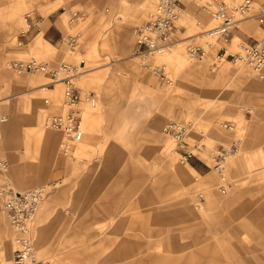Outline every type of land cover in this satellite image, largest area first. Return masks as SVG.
Masks as SVG:
<instances>
[{
	"label": "rangeland",
	"instance_id": "1",
	"mask_svg": "<svg viewBox=\"0 0 264 264\" xmlns=\"http://www.w3.org/2000/svg\"><path fill=\"white\" fill-rule=\"evenodd\" d=\"M227 1L232 3L233 0ZM153 8L154 0H0V69L8 71L12 77L19 78L21 74L15 73L11 67L15 59H36L55 64H77L80 59H84L83 72L74 78L75 84L82 91L83 100L79 106L82 118L81 133L75 141V150L71 155L79 158L80 150L86 152L93 148L91 142L94 139L90 138L94 134L89 133L90 128L97 125L101 138L105 141L111 140L127 151L128 164L136 172L134 180H146L145 182L151 183L153 204H158L153 205V210L176 208L178 199L188 197L191 199L192 210L206 214L208 209L199 201V196L207 202L212 199L215 203L222 198L218 191V186L222 183L221 175L214 169L212 159V153L218 147H237L236 153L229 155L223 164V175L229 187L239 182L264 184V88L250 94V84L253 85L251 81L263 80L264 67L256 71L245 63L234 61L232 56L223 60L215 71L210 67L221 47L225 48L227 53H238L243 42H263L264 30L256 20L244 19L237 23L229 41L224 42L211 35L212 28L218 22L212 18L209 11L201 7L197 0H185L184 10L176 22L174 42L163 53L156 54L145 62L132 54L134 30L148 17ZM77 11L84 15L80 14L81 17L71 21L72 13ZM27 13H33L40 19L39 30L32 34L33 48L17 44V35L25 26ZM57 17L60 19L61 34L58 37V45L57 37L52 38V45L44 36L42 27L44 21L49 23L48 19ZM249 22L250 26H247ZM66 34L78 35V43L73 51L62 40V35ZM100 42L103 44V50H106V46L112 51L129 46V52L126 56L113 54L114 58L111 60L101 59L98 54L93 55ZM189 45L203 46L205 55L199 59L192 58L187 51ZM149 63L153 66H163L169 82L161 80L151 68L145 67V64ZM100 67L105 69L99 70ZM92 71H98L100 74L90 73ZM25 74L41 77L44 75L35 72L22 75ZM92 74L95 75L94 78L90 76ZM43 80L48 82L47 79ZM52 86L59 89L57 108L44 112L37 134L26 136L25 151L29 157H35L36 150H41L43 137L50 141L48 136H42L45 133H56L57 143L61 137L55 130L46 126L49 116L63 114L66 110L63 104L64 85L55 83ZM89 92H94L96 96L94 106L84 99L85 94ZM254 94L259 96L261 103L256 101ZM251 95L254 98L248 97ZM119 103L127 109H111ZM95 115H98V120H93L97 121L96 124L92 122L87 126L91 121L89 119ZM169 119L192 121L198 129L204 131V138L200 137V142L205 143L206 149L201 157L211 166V176L199 178L200 184L194 190H177L175 182L177 176H180L175 173L163 174V166L169 167L168 172L176 166L188 167V164L180 162L175 141L162 133V126ZM225 120L234 123L233 130L222 127L221 124ZM151 122H156L158 129L154 130L158 132L153 131L155 136L147 139L142 132L144 126L151 127ZM225 135L230 138L224 139ZM37 137L40 138L38 145ZM188 141L190 144L194 143L192 137ZM147 147L153 151L151 158L143 157ZM143 168H149L151 173L143 176L140 172ZM7 174L6 170L0 169L3 185L18 190L8 180ZM207 180L211 182L208 184ZM53 181L57 182L59 188V180ZM57 188L52 189L49 197L39 205L31 224V235L35 239L38 257L47 259L52 264H118L110 253L113 248L111 240L95 235L97 226L82 232H93L91 237H67V229H73L74 223H67V218L60 216V212L67 214V208L61 207L63 204L60 202L61 196L57 194ZM253 193H257L256 198H264V189L253 190ZM156 198L161 199L160 205ZM236 207L230 205L231 209ZM210 209H216L217 212L219 207L211 206ZM247 212L248 208L245 213ZM263 219L264 217L259 218L260 221ZM242 222L248 224L246 214L242 215L237 224ZM240 237V242L233 240L235 245L232 246L231 254L217 253L212 255L215 261L211 262H202L203 257H209L208 254H198L197 248L195 253L193 247L184 245L191 242L190 234L188 237L178 238L180 246L177 247L171 245L176 244L175 239L168 237L165 244L164 239L155 241L153 238L149 250L152 255L150 264H264V252H251L253 248L250 245L253 242L247 237V232ZM11 238L12 231L0 210V264H12ZM259 243L256 249L264 251V245Z\"/></svg>",
	"mask_w": 264,
	"mask_h": 264
},
{
	"label": "crops",
	"instance_id": "2",
	"mask_svg": "<svg viewBox=\"0 0 264 264\" xmlns=\"http://www.w3.org/2000/svg\"><path fill=\"white\" fill-rule=\"evenodd\" d=\"M256 2L260 3L264 0H256ZM184 7L185 1L183 2L182 12ZM203 18L205 21L207 20L205 17ZM48 20L49 23L44 21L42 32L48 38V42H51L53 37H57L56 45H58V37L61 34L59 29L60 19L57 17ZM247 26H250V22L247 23ZM176 28L175 23L174 39ZM261 28L263 29V27ZM32 41L33 35L28 38L27 43L24 45L33 48ZM245 43L250 42L246 41L241 44ZM51 44L53 45L52 42ZM102 45V42L98 44L93 55L98 54L99 58L104 60H111L112 55L116 53L126 56L129 52V46L112 51L107 46L106 50H103ZM49 64L52 66L58 65L55 63ZM105 67H100L99 70H103ZM98 74L100 73L97 71L95 75ZM95 75L90 76L94 78ZM43 79H47L48 82ZM50 83L51 78L47 75L41 77L39 75L21 74L19 78H16L10 76L8 71L0 69V115L7 117V120L0 125V161L6 162V167L0 169L7 171L8 180L18 189L15 190L17 192L50 184L56 185L53 188L55 190L57 182L53 180H59L61 184L57 188V194L61 196L60 202L63 204L61 207L67 208V214L60 212V216H65L67 223H74L73 229H67V237H91L95 233L96 236L110 239L113 245L110 253L118 264H137L138 261L150 264L152 255L149 250L153 238L155 241L156 239H164L165 244H167L168 237L175 239L176 244L172 243L171 245L177 247L180 246L177 241L178 238L188 237L189 234L191 242H186L184 245L193 247L195 253L197 248L198 254L209 255V257H203L202 262L215 261L212 255L217 253L231 254L232 246L235 245L233 240H239L240 242V236H243L244 232H247V237L253 242L250 245L253 248L251 252H264L256 249L257 243L260 242L261 246L264 245V219L259 220L260 217H264V198H256L257 193H253V190L264 189V184L252 185L241 182L236 183V185L235 183L231 184L227 193L222 194V198H219V200L217 199L218 203H215L212 199L207 202L202 198L199 201L207 207L208 213L206 214H199L192 210L190 208L191 199L188 197L178 199L175 205L176 208L153 210V205L158 204L157 202L153 204L151 183L145 182L146 180H134L136 172L128 164L127 151L120 148L119 144L101 138L97 125H93L89 133L94 134L90 138V140L94 139L91 142L93 148L86 152L80 150L79 158L73 155H70L71 157L64 156L60 153L59 142L64 135L58 131L56 132L61 135L58 143V135L54 132H47L42 136H48L50 141L48 142L43 137L41 150H36L35 157L34 155L29 157L25 151L26 136L32 133L37 134L44 112L57 108L59 89H55L52 86L54 84ZM262 87L264 85L259 86L256 90H260ZM256 90H253L250 84V94H253L252 92ZM53 91L56 92L53 93ZM92 93L94 94V92ZM248 97L254 98L253 95ZM111 109L123 110L127 107L119 103ZM79 110L81 115L80 107ZM89 120L91 121L87 126L92 122L96 124L97 121L93 120H98V115ZM169 120L187 122L178 119ZM225 121L233 123L229 120ZM194 125L195 129L189 138L192 137L194 142L201 141L198 131L201 130L203 136L204 131L201 128L198 129L196 123ZM157 126L156 122H151V127L144 126L142 132L144 137L147 139L153 138L155 136L153 131H156L154 129ZM229 138L230 136L225 135L224 139L228 140ZM39 142L40 138L37 137L36 145ZM203 144V149L197 151L186 163L188 167L176 166L171 168L169 172V167H161L164 170L163 174L171 175L175 173L180 176H177L175 182L177 190H194L200 184L199 178L210 175L211 166L201 157L206 149L205 143ZM75 146L76 144L73 146L72 153ZM56 147L58 153H56ZM151 148H145L143 157H152L153 151ZM140 172L143 173V176L151 173L149 168H143ZM185 172L187 173L183 178ZM210 182L207 180L208 184ZM2 186L3 183L0 180V189ZM53 190L51 189L45 198L49 197ZM157 201L160 202L159 205L162 203L161 199H157ZM2 203L3 199L0 197V210L5 216ZM217 205L219 207L217 212L216 209H210L211 206ZM230 205L237 207L231 209ZM59 208L57 207V209ZM246 208H248L247 213H245ZM243 214L247 215L248 224L246 222L237 224ZM96 226L98 228L94 230V233H82ZM13 238L14 232L12 231V257L14 250Z\"/></svg>",
	"mask_w": 264,
	"mask_h": 264
},
{
	"label": "built area",
	"instance_id": "3",
	"mask_svg": "<svg viewBox=\"0 0 264 264\" xmlns=\"http://www.w3.org/2000/svg\"><path fill=\"white\" fill-rule=\"evenodd\" d=\"M185 0H154V8L149 12L148 17L139 24L135 30V42L132 54L147 62L156 54L163 53L166 48L174 42L175 23L182 13V6ZM201 7L209 11L212 18L218 23L212 28V34L217 39L228 42L233 29L237 23L244 19H255L264 29V2L256 0H197ZM80 12H73L71 21L77 20ZM82 16L84 14H81ZM40 19L33 13L25 15V26L17 35V44L27 43L31 33L39 27ZM37 30V29H36ZM62 40L69 48L75 50L78 43V35H62ZM241 51L235 54L227 53L221 47L211 64L214 70L223 60L232 56L234 61H239L259 71L264 67V41L241 44ZM188 54L192 58H202L205 49L201 45H189ZM13 71L17 74L35 72L42 73L51 78L50 84L62 83L64 85V107L63 114L51 115L47 118L46 126L64 135L59 142V151L64 156H70L73 146L81 133V115L79 105L82 95L80 88L75 84L74 78L83 72L85 60L80 59L77 64L61 62L56 66L48 62L37 61L36 59H17L11 63ZM145 67L160 77L161 80L169 82L165 75L164 67L160 65L145 64ZM85 101L91 105L96 104V96L86 93ZM5 116L0 117V123L5 122ZM222 127L228 130L234 129V124L223 122ZM195 125L192 121L182 122L167 120L162 126V132L175 141L181 163H187L191 157L203 149L204 144L200 141L190 144L189 136L194 131ZM198 134L203 137L201 130ZM237 147L220 146L212 153L214 169L221 175L222 183L218 187L221 194H226L229 184L223 175V164L229 155L235 154ZM6 167L5 161H0V168ZM55 184L42 185L22 192H17L9 186L3 185L0 189V197L3 199L2 210L7 222L14 232L12 264H51L47 259H41L37 255L34 239L31 235V224L34 220L39 205L45 199L47 193L55 188ZM199 196V200H202ZM198 206V204H196Z\"/></svg>",
	"mask_w": 264,
	"mask_h": 264
},
{
	"label": "bare ground",
	"instance_id": "4",
	"mask_svg": "<svg viewBox=\"0 0 264 264\" xmlns=\"http://www.w3.org/2000/svg\"><path fill=\"white\" fill-rule=\"evenodd\" d=\"M87 3H88V1H87ZM90 6H91V3H90ZM252 83H253V85H252V86H253L252 89H253V90H256V89L259 88V86L264 85V80H263L262 82H259V81L255 80V81H253ZM263 88H264V87H263ZM261 92H262V91H261ZM254 95H255V97H256V94H254ZM258 98H259V96L255 98L256 101H259V103H261V102H260L261 99L258 100ZM260 98H261V97H260Z\"/></svg>",
	"mask_w": 264,
	"mask_h": 264
}]
</instances>
